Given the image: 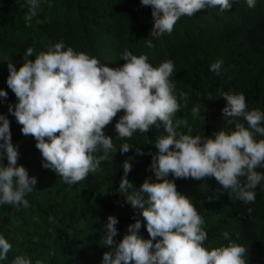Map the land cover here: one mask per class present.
<instances>
[{
    "label": "trees",
    "instance_id": "1",
    "mask_svg": "<svg viewBox=\"0 0 264 264\" xmlns=\"http://www.w3.org/2000/svg\"><path fill=\"white\" fill-rule=\"evenodd\" d=\"M27 11L26 0H0V90L7 92L6 98L0 97V115L10 122L12 142L19 152L17 166L37 179L33 192L25 197L30 205L27 209L0 205V235L12 245L7 260L0 264H11L18 255L32 264L37 259L43 264H101L108 249L100 245V239L109 216L118 220L117 241L136 220L142 225L138 234L149 238L141 210L126 203L118 189L125 160L132 165L127 178L136 188L148 177L155 180L150 169L152 155L158 151L155 140L166 133L163 127L152 128L147 133L137 131L128 140L116 139L115 124L121 111L104 129L113 138L115 155L85 180L66 183L54 170L42 166L37 141L22 134V125L9 111V106L14 111L18 103L7 85L9 63L18 70L28 48L34 49L29 57L34 60L58 42L113 68L123 65L125 49L147 55L153 67L171 60L175 92L178 97L180 92L188 95L187 107L180 101L176 118L187 119L191 135L211 137L221 128L232 127L222 114L227 103L221 97L224 92L243 93L248 110L264 112V0H256L254 9L247 7L246 0L233 2L228 11L207 7L181 17L171 34L159 37L151 36L152 9L141 6L140 0H41L30 22L25 20ZM148 39L154 45L151 48L146 46ZM217 59L224 61L219 75L210 70ZM196 105L204 120L192 116ZM240 122L248 127L242 118ZM178 131L188 134L184 127ZM256 139L264 137L256 134ZM123 143L133 148L122 154L119 147ZM135 147L142 148L144 155L137 154ZM3 163L7 165V160ZM256 171L264 173V168ZM167 179L174 180L178 192L191 199L204 219L205 247L211 250L234 242L248 250L247 264H264V181L254 190L255 202L246 204L229 198L214 177L177 179L169 174ZM224 232L229 239H224Z\"/></svg>",
    "mask_w": 264,
    "mask_h": 264
},
{
    "label": "clouds",
    "instance_id": "2",
    "mask_svg": "<svg viewBox=\"0 0 264 264\" xmlns=\"http://www.w3.org/2000/svg\"><path fill=\"white\" fill-rule=\"evenodd\" d=\"M233 2L239 0H140L141 6L152 9L153 37L171 34L183 16L191 17L207 7L228 11ZM26 4L25 20L30 22L41 0H26ZM246 4L254 9L256 0H246ZM146 46L154 45L148 39ZM33 52V48L26 50L18 70L8 65L7 85L18 99L14 111L12 106L9 111L22 125V134L37 141L42 166L54 170L64 182L85 180L115 155L113 138L105 135L104 129L121 111L123 115L115 124L116 139L128 140L135 132L147 133L152 128L163 127L166 133L155 140L158 151L150 165L155 180L148 177L136 188L127 178L132 165L125 160L118 189L126 203L141 210L149 238L138 234L142 225L136 220L117 241L118 220L109 216L100 239V245L108 249L101 264H247L244 257L248 250L244 246L234 242L211 250L204 246V219L191 199L178 192L174 180L167 177H214L229 198L254 203V190L264 181V173L256 171L264 168V139H256V134L264 137V112L248 110L243 93L224 92L221 97L227 103L222 114L226 124L232 126L230 130L221 128L211 137L193 136L187 119L176 118L182 107L180 101L187 107L188 95L180 92L178 97L175 92L173 61L153 67L147 55L137 56L125 49L121 54L123 65L113 68L85 52L65 49L63 42L40 52L34 60L29 59ZM223 63L217 59L210 70L219 75ZM0 97L6 98L7 92L0 90ZM191 112L194 118L204 120L199 105ZM182 127L188 134L178 131ZM132 148L123 143L119 151L123 154ZM135 151L144 155L142 148L135 147ZM18 157L10 122L0 115V205H12L17 210L30 206L25 197L37 184L25 167L17 166ZM223 236L229 239L227 232ZM11 250L12 245L0 235V261L7 260ZM11 264L32 261L18 255ZM35 264L43 261L37 259Z\"/></svg>",
    "mask_w": 264,
    "mask_h": 264
}]
</instances>
